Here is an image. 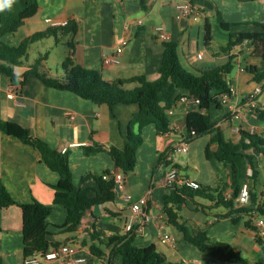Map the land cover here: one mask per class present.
Listing matches in <instances>:
<instances>
[{
	"label": "crops",
	"instance_id": "obj_1",
	"mask_svg": "<svg viewBox=\"0 0 264 264\" xmlns=\"http://www.w3.org/2000/svg\"><path fill=\"white\" fill-rule=\"evenodd\" d=\"M179 1L181 0H144L146 7H143L142 0H39V11L28 18L18 31L6 34L3 39L17 45L35 31L46 29L52 24L53 19H74L79 24V30L76 34L69 33L66 36L65 57L72 49L77 62L88 68L102 70L109 80L130 78L139 74H145L153 80L158 77L164 53L165 40L161 39L157 32V27L163 24L171 35L169 40L179 42V54L182 41L188 44L187 53L184 50L183 53L196 71L222 64L224 62H218V59H225L223 61L226 62L230 55L234 54L236 66L233 71L236 72L233 74L232 71L228 75V80L236 87L234 100L241 98L243 94L253 89L257 80L246 68L240 69L238 62L246 65L260 64L262 59L253 53L251 48L247 49L242 45H236L229 53L221 49L229 41L231 32L261 29L258 23H264V0H189L195 5L197 13L178 19L176 3ZM211 17L215 23L211 21ZM221 20L231 24L230 29H225ZM208 23L211 26V44L207 43ZM217 28L228 34L222 38L223 44L220 47L215 44ZM69 39H73L72 48ZM194 39L197 43L191 45ZM119 45L124 46L121 61L105 64L102 59L103 52H112ZM205 49L209 51L210 57H207ZM199 53H203V56L200 57ZM31 63L29 61L26 64L23 61V66L17 70L23 72ZM47 66L52 71V67L48 64ZM62 72L63 69H58L53 73ZM179 92L190 93L187 89H180ZM139 108L138 103H118L113 108L107 104H97L73 91L49 86L33 74L28 75L23 85L11 80L6 74H0V119L17 121L30 127L35 135L46 139L56 148L69 147L76 184L82 183V176L88 170L102 172L115 166L108 151L86 154L81 148L82 144L97 141L105 146L110 144L124 146V134L132 115ZM190 110H200V104L180 101L171 110L173 130L167 134H159L155 124L144 127V142L138 149L137 166L133 171L125 173V187L117 190L115 209L119 211V215L113 216L105 212L104 205L100 204L102 207L96 205L93 211H87L77 232L66 233L60 228L66 220L67 211L64 206L54 204L53 185L60 179L59 172L51 169L42 160L38 149L2 130H0V177L19 202H30L35 197L53 205L47 219L49 229L54 234L52 239L63 244H71L76 256L88 258L87 261L76 264H108L104 259L93 255L90 247L82 244V239H93L89 237L87 229L94 220L93 214L97 216L98 225L107 233L126 231L127 222L134 212L132 201L125 198L128 192L132 193L134 201L148 194L149 202L144 206L145 210L152 216L164 214L165 217L162 227L152 220L143 231H134L135 244L145 246L154 243L157 247L158 243L165 244L161 251L167 255L169 261L177 260L184 264H235L201 250L180 233L169 232L168 226L172 224L167 222L166 213L162 210L163 196L167 189L165 175L173 165L178 164L177 167L184 174L196 178L204 185L217 187L224 182L231 183V169L216 157L206 155L211 134H205L208 135V139L199 143L190 144L192 139L186 150L172 151L169 158L171 162L162 159L163 153L174 149L187 136L185 130L187 113ZM209 113L212 122L223 130L227 140L239 141L242 129L264 130V122L258 119L255 113L231 119L232 104H213ZM71 114H75V118H72ZM198 148L199 151L203 149L206 161L200 166L196 165L191 174L189 167ZM217 148V143L211 144L212 150ZM258 163L261 166L260 183L257 188L258 203L264 206L263 157L258 158ZM82 185L95 188L97 183L89 179ZM229 193L232 194V191L229 190L227 195ZM193 207L195 206L191 203L181 210L183 220L186 219L197 229L209 223L208 233L211 237L232 243L251 262L264 264V249L256 238L257 231L245 224L248 216L235 222L232 217L216 218V214L220 213L217 212L207 217L203 225L200 217L192 216L199 212ZM138 223L139 221L137 225ZM163 231L175 235L176 241L163 242L161 240ZM72 237H76L75 242L69 240ZM250 243L253 244V250H250ZM22 249L21 207L12 204L0 208V264H24ZM42 264L68 263L64 259H54L44 260Z\"/></svg>",
	"mask_w": 264,
	"mask_h": 264
},
{
	"label": "trees",
	"instance_id": "obj_2",
	"mask_svg": "<svg viewBox=\"0 0 264 264\" xmlns=\"http://www.w3.org/2000/svg\"><path fill=\"white\" fill-rule=\"evenodd\" d=\"M143 7H146L142 0ZM40 8L39 0H13V2L0 9V74H6L11 80L23 85L28 75L40 77L47 85L59 89L70 90L84 98H89L97 104H107L113 108L118 103H138L140 108L135 112L124 134L125 143L120 147L116 144L105 146L97 141L92 144H82L81 148L86 154H93L106 150L114 161L113 169L102 172L88 170L82 176V183L93 179L97 186L84 187L76 184L71 167V150L63 152L62 149L51 145L46 139L35 135L31 128L17 121L0 119V130L19 137L25 143L35 147L41 153L42 160L53 170L59 172L60 179L54 184V204L62 205L67 211L66 220L60 226L63 232L74 233L80 230L83 217L87 211H93L94 206L104 205L105 212L118 216L116 210L117 189L113 171L120 170L129 173L135 169L138 162V149L144 142L143 129L149 124H155L159 134H167L173 130L170 117L171 110L181 101L180 89H187L193 96L199 97L200 110H190L187 113L185 134L196 130V137L211 134V141L206 148L207 157H216L231 169V183L224 182L217 187L202 184L200 188L167 187L164 193L163 212L166 220L172 224L186 240L198 246L201 250L210 253L218 259L235 264H262L253 263L242 254L232 243L213 238L208 233L207 226L195 228L189 221L182 219L181 210L193 203L196 211L213 209L223 206L226 212L216 214V218L232 217L238 222L248 216L245 224L253 228L256 238L264 249V237L258 232L254 222L255 212L264 216V206L258 203L261 166L258 158L264 159V130L249 131L242 129L239 141L227 140L223 130L211 120L209 110L213 104H223L219 100L222 92L229 91L228 75L236 66L235 55L222 63L207 69H197L196 72L184 66L179 54V42L176 40L164 41V53L159 68L158 77L149 79L145 74L130 78L107 79L102 70L88 68L76 61L74 52L65 57L62 62L63 72L53 73L45 64L48 53L41 55L35 62L28 65L23 72L17 70L23 66V58L28 56L31 45L39 40L54 36L57 41L69 33L76 34L79 24L70 19L65 25H49L46 29L37 30L25 37L19 44H10L3 39L6 34L15 33L34 16ZM225 29L231 24L221 20ZM261 29L247 32H231L229 41L222 46L221 51L229 53L236 45L252 42V52L261 57L260 64L249 63L246 69L251 72L254 79L264 80V23H258ZM207 43L211 44V26L207 25ZM71 48L73 39L68 40ZM244 50V48L242 49ZM135 84L134 86H130ZM258 119L264 122V106L258 107L254 112ZM195 137V138H196ZM217 143L216 150L211 144ZM259 152L260 154L258 155ZM168 151L162 154V159L171 162L167 156ZM179 166L178 164H176ZM248 168L253 173L248 174ZM249 180L251 200L248 204L238 206L236 197L245 182ZM231 190V198L227 192ZM94 191V192H92ZM198 197L208 199V203L201 202ZM18 204L22 210L23 225V255L24 258L42 255L52 248L63 244L53 240V233L49 229L48 217L52 211V204L33 198L30 202L21 203L14 198L10 190L0 177V208ZM88 225V235L83 238L82 244L88 245L93 255L104 259L108 264H184L181 261H169L167 255L152 243L145 246L135 244V233L130 231H116L107 233L98 225L97 216ZM75 242L76 237L69 239Z\"/></svg>",
	"mask_w": 264,
	"mask_h": 264
},
{
	"label": "built area",
	"instance_id": "obj_3",
	"mask_svg": "<svg viewBox=\"0 0 264 264\" xmlns=\"http://www.w3.org/2000/svg\"><path fill=\"white\" fill-rule=\"evenodd\" d=\"M177 9V18L180 19L183 16L194 15L197 13V9L195 5L189 0H181L176 3ZM70 19L64 20H52L53 25L59 24H67ZM158 35L163 40H169L171 35L166 31L165 25H160L157 27ZM124 51V46H117L112 52H103L102 59L105 64H114L119 63L121 61V57ZM199 56L202 57L203 53H199ZM240 69H245L246 64L239 61L238 62ZM229 91L222 92L219 95V100L222 101L223 104H232V113L231 119H239L244 117L247 114L253 113L254 110L258 107L264 106V80L258 81L253 89H251L248 93L243 94L241 98L234 100V95L237 93L236 87L229 82ZM181 101H185L186 103L193 104L201 102L199 97L193 96L191 94H183L181 96ZM72 118H75V114H71ZM196 130H192L190 134L184 138L179 145L175 146L174 149H170L168 151V158H170V154L172 151L177 150H186L188 148L189 142L196 137ZM69 147H63L62 151L66 152ZM113 175L116 179V189H122L125 187V175L123 171L115 170L113 171ZM249 174L253 173L252 168L249 169ZM165 185L167 187H183L188 186L192 188H200L202 183L198 181L196 178H193L189 175L184 174L180 168L177 166H171L165 175ZM125 198L128 201H132L133 214L130 216L126 230L134 233V231H143L145 226L150 223L152 220H155L160 227L163 226L165 222L164 214H160L157 216H152L147 210H145L144 206L148 205L149 195H143L139 200L134 201L132 193L128 192L125 194ZM227 198H231V193L227 195ZM251 200V191L249 182L246 180L243 183V186L240 190V193L236 197V203L238 206L246 205ZM255 224L258 227V232L264 237V216L255 212L252 216ZM139 221L138 225L137 222ZM161 240L163 242H175L176 236L167 232H161ZM54 259H64L68 264H76L83 261H87L88 258L86 256H76L75 251L72 248L71 244L65 243L61 244L57 247L52 248L49 252H46L42 255H35L31 257H27L24 259V264H42L44 260H54Z\"/></svg>",
	"mask_w": 264,
	"mask_h": 264
},
{
	"label": "rangeland",
	"instance_id": "obj_4",
	"mask_svg": "<svg viewBox=\"0 0 264 264\" xmlns=\"http://www.w3.org/2000/svg\"><path fill=\"white\" fill-rule=\"evenodd\" d=\"M213 17H211V21H213ZM215 23V21H213ZM224 35H228L226 32H224L221 28H217V35L215 37L216 39V43L218 45V47H220L223 42H222V38L224 37ZM66 37L64 38H60L59 41L56 40V38L54 36H49L47 38H44L42 40L36 41L34 42L30 49H29V53L28 56L24 57V63H28L30 62H35L36 59L38 57H40L43 54L48 53V59L47 61H45V64L49 65L52 67V71L56 72L58 69L62 70V62L65 60V54H66V49H67V43H66ZM197 43V40L194 39L193 41H191V45H194ZM183 50L187 53L188 51V44L184 43L182 41L181 46H180V56L182 59V62L184 64V66H186L189 70L196 72V69L188 62V59H186V55L183 53ZM205 53L207 54V57L209 56V51L205 49ZM225 59H218V62H225L223 61ZM236 72V70L233 71V74ZM208 139V135H202V136H198L195 139L192 140V142H190V144H194V143H199L202 140H207ZM189 144V145H190ZM206 161L205 155H204V151L203 149L199 151V148L196 151V155L194 156V161L191 163L192 165L189 167V172H191V174H193V170L195 169L196 165L200 166L202 165L204 162ZM198 199L203 202V203H208V199H205L203 197H198ZM100 207H102L100 205ZM226 210V208H224L223 206L221 207H215L213 209H207V213L206 211H202L199 210L198 213H194L192 214V216H196L197 218L200 217L199 219L201 221L204 222L203 225H205V221L207 219V217L209 216H213L214 214H216L217 212H221ZM207 228L210 226L209 223L206 224ZM168 230L169 232H174L176 234H179L178 230L172 226L169 225L168 226ZM253 243V242H252ZM250 243V250H253V244ZM256 245H258L256 242H254ZM166 245L162 244V243H158V249L162 250ZM250 252V251H249ZM177 261V260H176ZM164 264H168L167 262H165Z\"/></svg>",
	"mask_w": 264,
	"mask_h": 264
},
{
	"label": "clouds",
	"instance_id": "obj_5",
	"mask_svg": "<svg viewBox=\"0 0 264 264\" xmlns=\"http://www.w3.org/2000/svg\"><path fill=\"white\" fill-rule=\"evenodd\" d=\"M13 2V0H0V9H2L5 4L10 5Z\"/></svg>",
	"mask_w": 264,
	"mask_h": 264
},
{
	"label": "water",
	"instance_id": "obj_6",
	"mask_svg": "<svg viewBox=\"0 0 264 264\" xmlns=\"http://www.w3.org/2000/svg\"><path fill=\"white\" fill-rule=\"evenodd\" d=\"M252 42H247V43H244L242 44L243 47H247V49L251 48L252 47ZM259 154V152H257Z\"/></svg>",
	"mask_w": 264,
	"mask_h": 264
}]
</instances>
